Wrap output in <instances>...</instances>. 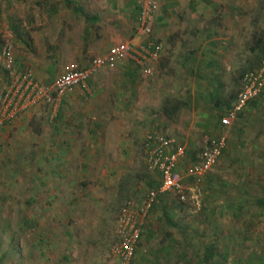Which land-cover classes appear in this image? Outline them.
Segmentation results:
<instances>
[{"label":"rangeland","instance_id":"374dc122","mask_svg":"<svg viewBox=\"0 0 264 264\" xmlns=\"http://www.w3.org/2000/svg\"><path fill=\"white\" fill-rule=\"evenodd\" d=\"M157 1L155 20L158 24H152L153 32L162 40L161 34L169 25L167 30H171L173 40L154 73L144 75L136 71L133 76L136 86L120 79L124 76L120 69H103L98 74L111 80L101 96L105 104L115 99L122 104L123 96L119 98L113 89H132L125 115L105 117L106 111H97L94 121L100 126L106 121V135L111 136L112 144L117 137L126 139L127 132L130 134L129 143L136 148L133 163L116 166L110 173L113 165L100 160L106 153L112 155L117 150L94 149L93 161L94 157L99 160L81 165L77 156H85L90 148L69 147L65 152L71 162L62 167V174L58 172L60 166L48 164L47 158L40 159L39 166L35 160L49 155L44 147L48 138L43 134L44 127L58 123L55 121L57 115L51 116L49 106L32 108L30 130H25L20 141L24 144L28 136V144L19 145L22 154L14 156L13 167L6 148L10 140L2 141L0 264H119L110 252L118 211L128 198L138 201L145 195L149 189L147 180L154 186L159 182L158 174L149 172L145 166L143 142L146 133L150 130L167 132L187 143L209 137L210 130L204 124L211 116L221 115L231 104L242 73L256 65L264 42V0ZM41 3L0 0V94L5 84L1 63L5 42L12 43L16 57L22 62L31 57L36 66L47 64L49 59L72 57L67 50L71 43L76 47L75 41H68L64 36L60 17L44 21ZM64 22L63 25L72 23ZM92 56L97 55L84 47L81 57L91 59ZM50 62L55 66L54 61ZM61 70L59 66L38 70L42 75L39 80L50 85ZM115 80L120 83L117 85ZM263 96L264 92L257 98L262 97V100L257 102L256 99L257 105L249 103L233 126L226 130L230 149L221 156L232 161L229 169L223 172L225 174L220 173L211 183V200L216 206L222 203L219 192H226L230 186L221 205L223 211L207 212L204 183L200 208L180 201L172 192L161 194L151 211L133 264H202L207 245L215 248L214 257L225 264L244 262L251 254H264V207L256 203L257 198L264 195V180L256 170L264 157ZM89 100H93V96ZM180 102L183 104L179 111L173 118H167L163 109L174 110L175 104ZM107 108L109 111L112 106L107 105ZM86 119V124L91 126V117ZM83 134L86 133H79L78 144L85 141ZM31 164L36 178L45 180L31 183L34 191H41L35 197L28 196V182L23 179L28 175L25 169ZM14 169L18 171L12 173ZM136 172L148 174L141 180L133 179ZM114 175L118 177L115 180ZM126 176H129V183L120 186V180ZM18 177L23 178L17 180Z\"/></svg>","mask_w":264,"mask_h":264},{"label":"crops","instance_id":"0c3cea01","mask_svg":"<svg viewBox=\"0 0 264 264\" xmlns=\"http://www.w3.org/2000/svg\"><path fill=\"white\" fill-rule=\"evenodd\" d=\"M36 1L37 3L42 2L41 5L43 6L44 21H49L52 18L60 17L59 21L62 25L61 29H63L62 32L64 36L67 37L68 41H75V46H76L73 48L71 45L73 43L71 42H70L71 44H69L68 46L67 51L71 52L72 54L71 58H61L59 60L49 59V62H47V64L43 62L41 65L39 64L40 66L34 65V62H32L34 60H32L31 57H28L29 60L28 61L26 60V62L25 61L22 62L18 57H16L17 65H19V67L21 68L23 67L31 68L34 72L35 77L39 82H41L39 80V77H42V75L38 73V70H50L55 66H59L61 67L62 70L55 77L56 79L62 72H64V70L71 63H76L78 66H85L89 62L90 58L85 59L81 57V54H83L84 51V47H86L92 54L98 56L105 54L113 44H116L118 42L128 41L132 44H138L139 42H135L136 40H143L146 37L143 33H141L138 30L136 24V18L139 11V4L141 0H60V1L56 0L57 2H51V0H36ZM155 18H156V14L154 17L155 22L153 24L156 23L157 25L158 22H156ZM163 21L165 20L163 19ZM63 22L64 23L72 22V23L68 25H63ZM109 28H111V30ZM167 29H170L169 25L168 27H166V32H163L161 34L165 46V50L166 48L171 47L173 40L171 30H167ZM153 36L158 37V33H155L154 31ZM83 40L85 41V43ZM86 43L89 44L85 46ZM50 61H54L55 66ZM159 61L156 67H158ZM129 63L131 65L127 67ZM112 68L113 70L114 68L122 70L124 76H122V78L120 79L123 82H130L131 85L136 86V81L134 80L133 76L135 72L139 70L135 68L130 61L117 62ZM112 68H109V70H111ZM34 70H36V72ZM101 71L103 70H100L94 76H92L91 79H89V81L86 83L85 88L78 87L73 92L67 93L64 97V100L61 104L59 111L57 112V116H56L57 119H55V121L58 124H52L50 126L44 127L43 134L45 133V135L48 136V138L45 141L44 147L45 149H48L49 155H45L43 158H39L38 161L35 160V162L39 166H40V162H39L40 159L43 160L47 158V160H49L48 164L50 165L58 164L60 166L58 172L62 174L61 172H64V169H62V167L69 165L71 162V158L67 157V153L65 152L66 148L69 147L90 148V151L87 154H85L86 158L85 156L83 157L77 156V159L81 165L88 164L90 162L95 163L96 161L99 160L98 158L94 157V161H93L92 152L94 151V149L106 148V149L117 150V152H114V154L112 155L110 153H106V155L102 156L103 160H100L104 164L109 163L113 165V167L110 169V173L114 172L116 166L130 165L133 163L135 159L136 148L134 147L135 145L133 143L131 144L129 143L130 134H128L127 132L126 139H123L120 136L117 137L116 142L112 144L111 136L106 135L107 133V131L105 130V126L107 125L106 121L103 120L102 121L103 124L101 126L99 125V122L94 121L96 115H98V112H103V111H106L103 113V115H106L107 113V116L105 117L125 115L126 109L127 110L129 109V106L127 104L131 99V97L129 96L132 94V89L130 88L128 91L124 88H122V90L113 89L112 92L115 93V95L118 92L117 95L119 98L123 96L122 104L117 103L116 99L112 103L105 104V101L104 99H101L102 98L101 96L103 95L102 94L103 90H106V85H108L111 80L109 79V77L98 76V74ZM115 81H112V83H114ZM123 82H121L122 85L124 84ZM119 83L120 82L118 81L117 85ZM135 90L136 87L134 91ZM92 96H93V100H89L92 98ZM256 99L253 102L254 105H257ZM260 100H262V97L257 99V102H259ZM234 101L235 99H233L231 104L227 108H225V110L221 113V115H223L226 112V110L231 107ZM180 104L182 106L183 102H180ZM107 105L109 107L111 105L112 109L108 111ZM179 109L169 110L167 111V113H164V115L167 118H173L174 113L179 111ZM30 110L23 112L15 122H13L10 125H6L1 132V137L3 142L10 140V142H8L10 144L6 148L8 153H10L9 156H11L10 164L12 167L15 164L14 156L16 154L17 155L22 154L21 152H19L20 151L19 145L25 146L26 144H28V136L26 137L27 139L25 140L24 144H21L20 141L24 138L23 136L25 132L30 130V126H31L30 122L32 118V114ZM117 110H120L121 112L118 114L116 112ZM254 111L257 112V110ZM221 115L217 116L216 118H213V116L209 118L208 122H206L204 126H206L207 130H210L209 131L210 136L205 137L202 141L199 139L197 143H190V142L187 143V141L177 140L176 138H174V136L167 134V132H160V133L172 137L176 139L178 142H181L186 145L187 154H188V156L184 161L186 166L189 165L191 159L194 158L193 155L204 145L205 140L207 138H213L214 136H217L222 132L226 133V130L233 126L232 125L228 128L221 126L219 122ZM88 117H91V120H93L90 124L91 126H88L86 124V121H88L86 118ZM79 133H86L83 134L84 136L86 135L85 137L82 138L83 141L85 140L83 144H78L79 141L81 140V138L79 137ZM125 140H126V145L124 144ZM229 149H230V145L227 144L225 150L229 151ZM224 151L222 154L226 152ZM143 153H144V142H143ZM88 157L89 160L87 159ZM31 159L32 158H30V160L29 159L27 160L26 165L30 163ZM114 159H117V161H114ZM260 160H261L260 162L261 167L259 168L257 167L256 170L259 172L261 176L260 179L264 180L263 178L264 157H262V159ZM231 161L232 159H225L221 156L218 159L217 164L204 176L203 198H206V200L208 201V207L206 209L208 213H213V212L221 213L223 211L221 210L224 202L223 198L227 197V193H228L227 190H230V186L226 188L227 189L226 192L223 191L219 192L222 200L221 203L222 206L221 205L216 206L215 204H212V200H211V194L213 193L211 183L213 182L216 176L218 177L220 176L219 175L220 173L223 175L225 174L223 172H226V170L229 169L228 166L231 164ZM16 163L19 164L18 162ZM118 168L120 170V167ZM15 171L18 170L14 169L12 173ZM25 171L28 172L27 177L26 178L18 177L17 180L23 178L24 181L28 182L27 185L28 187L26 191L29 197L38 196L39 195L38 193H40L41 191L40 190L34 191L35 189L34 184L31 183L33 181L45 182V180L43 178H36L37 176L36 170L35 169L33 170L32 164L31 167L29 169H25ZM117 175L118 177L120 176L119 173ZM48 176L50 178L51 173L48 174ZM118 177H115L114 175L113 180L117 179ZM40 184L41 187H45V184L42 183ZM49 188L50 185L47 186V190ZM30 189L32 190L29 191ZM219 190H222V188H219ZM256 203L261 206L262 203H264V195L257 198ZM149 221L150 218L148 219L144 233H146ZM144 233L142 234V237L144 236Z\"/></svg>","mask_w":264,"mask_h":264},{"label":"built area","instance_id":"2783aa9c","mask_svg":"<svg viewBox=\"0 0 264 264\" xmlns=\"http://www.w3.org/2000/svg\"><path fill=\"white\" fill-rule=\"evenodd\" d=\"M157 10V0H141L136 24L146 36L143 40L138 44L128 41L113 44L105 54L94 56L85 66L71 63L50 85L39 82L31 68L18 67L12 43L5 42L1 49L5 84L0 94V159L4 153L2 129L15 122L23 112L45 104L49 106L51 116H56L67 93L78 87L85 88L92 76L100 70L112 68L117 62L130 61L144 75H152L165 52L163 41L153 36L152 24ZM263 90L264 52L260 64L243 73L235 101L221 115L220 125L232 126L249 101ZM227 144V135L223 132L207 138L185 166L188 156L185 144L155 130L146 133L145 166L149 172L158 174L159 182L138 202L128 198L118 211L115 240L110 252L119 264L134 263L151 211L161 194L172 192L180 201L201 207L204 176L217 164Z\"/></svg>","mask_w":264,"mask_h":264},{"label":"trees","instance_id":"16d2710c","mask_svg":"<svg viewBox=\"0 0 264 264\" xmlns=\"http://www.w3.org/2000/svg\"><path fill=\"white\" fill-rule=\"evenodd\" d=\"M260 51H261V55L259 56L260 58L257 60V63H256V65H254V66H252V67H250V69H252V68H254V67H256V66H258L259 64H260V62H261V59H262V55H263V52H264V42H263V44L260 46ZM15 57H16V55H15ZM16 64H17V62H16ZM18 67H19V65H17ZM21 68V67H20ZM244 73V72H243ZM243 73H242V75H243ZM242 75H241V77H242ZM45 85V84H44ZM239 90V89H238ZM264 91V90H263ZM213 95H215V94H213ZM261 95V94H260ZM259 95V96H260ZM258 96V97H259ZM236 97V96H235ZM235 97L233 96L231 99H232V101H233V99H235ZM257 98V97H256ZM256 98H254V99H251L250 101H249V103H252V102H254V100L256 99ZM231 101V102H232ZM248 103V104H249ZM247 104V105H248ZM247 105L245 106V108L247 107ZM180 106H181V104H178V103H176L175 104V106H174V110H178L179 108H180ZM245 108H244V110H245ZM243 110V111H244ZM167 111H169V109L167 110L166 108H164V113H167ZM242 111V112H243ZM172 113V112H171ZM2 159V158H1ZM0 159V160H1ZM148 174V173H147ZM145 172H143L142 174H138L137 172L135 173V174H133L132 176H133V179H138V180H141V179H143L144 177H147L146 175H147ZM129 176H126V177H123L120 181V186H122V185H125V184H128L129 183V179H127ZM122 183V184H121ZM148 185H149V187H153L154 186V183L151 181H148ZM261 207H264V203H262V205H261ZM215 254V248L213 247V246H211V245H207V246H205V251H204V256H203V259H202V264H225L224 263V261L223 260H219V259H216L214 256ZM234 264H264V254L263 253H255V254H251V255H249L248 256V258L244 261V262H238V263H234Z\"/></svg>","mask_w":264,"mask_h":264}]
</instances>
